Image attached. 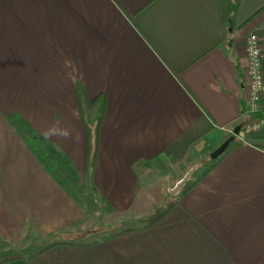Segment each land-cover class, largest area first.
Wrapping results in <instances>:
<instances>
[{"label":"crops","instance_id":"crops-1","mask_svg":"<svg viewBox=\"0 0 264 264\" xmlns=\"http://www.w3.org/2000/svg\"><path fill=\"white\" fill-rule=\"evenodd\" d=\"M252 33L264 0H0V241L64 242L2 264H264V129L169 192L250 118Z\"/></svg>","mask_w":264,"mask_h":264},{"label":"trees","instance_id":"trees-1","mask_svg":"<svg viewBox=\"0 0 264 264\" xmlns=\"http://www.w3.org/2000/svg\"><path fill=\"white\" fill-rule=\"evenodd\" d=\"M76 96H77V102H78V107H79V111H80V116L83 120L85 129H86V133H87V151H86L87 154L86 155H87V167L89 170L93 164V160H94V158L97 154V151L99 149V133H100V129H101L102 123L104 121V118L106 116L108 99H107V95L104 92L99 93L94 97H91L88 94L87 90L83 86H78L76 88ZM91 110H96L97 115H96L95 120H92L89 117V111H91ZM234 145H235V141L231 143V145L228 147V149L225 151V153L230 148H232ZM262 146L264 147V145H262ZM224 154H222V155H224ZM222 155L216 159L211 158L210 165L206 169V171L204 173H202L196 181H193L189 185L187 183L186 184L187 186L185 185V187L182 190V193L187 192L191 187H193L196 184L197 181H199L207 172H209L218 163V161L220 160ZM169 208L166 209L164 211V213L167 210H169ZM60 243H64V242L50 243V244L44 246L39 251L31 253L26 258L32 259L35 256L43 253L44 251H46V250H48V249H50L56 245H59ZM22 258H23L22 256L6 258V259L0 261V264H2L4 262L16 260V259H22Z\"/></svg>","mask_w":264,"mask_h":264},{"label":"built area","instance_id":"built-area-1","mask_svg":"<svg viewBox=\"0 0 264 264\" xmlns=\"http://www.w3.org/2000/svg\"><path fill=\"white\" fill-rule=\"evenodd\" d=\"M246 54L248 84L243 114L250 118L241 124L237 135L241 141L246 140L251 133L264 129V109L259 103L261 95L264 94V47L255 33L250 34L246 40Z\"/></svg>","mask_w":264,"mask_h":264},{"label":"rangeland","instance_id":"rangeland-1","mask_svg":"<svg viewBox=\"0 0 264 264\" xmlns=\"http://www.w3.org/2000/svg\"><path fill=\"white\" fill-rule=\"evenodd\" d=\"M96 115H97L96 110L89 111V117L91 119L92 118L95 119ZM211 154L212 152L208 154V156L205 155L202 159L198 160L199 164L198 166L195 167V170L191 176L189 183L197 179L198 176L206 169L208 162L211 161ZM87 171H88L86 174L87 177L85 178V180L89 177L88 173L90 169ZM69 175H70L69 179H71L70 181H72V179L76 181L77 178L76 174L70 173ZM168 198L173 199L174 197L170 195ZM158 213L160 214L161 210H159ZM101 224L102 226L104 225L103 222ZM115 227L116 225H113V228ZM97 229L98 228H96L95 230H91L90 232H87L81 236H72L70 239L72 240H76V239L82 240L84 238L90 239L97 234L98 231ZM109 231L112 232L113 230H109ZM46 242H47L46 240H41V237H39L38 235H34V234L32 235L31 231L29 230L28 232H25L24 236L20 241H14V242L0 241V261L6 258L16 257V256H22L23 258H26L31 253L37 252L40 249H42Z\"/></svg>","mask_w":264,"mask_h":264},{"label":"water","instance_id":"water-1","mask_svg":"<svg viewBox=\"0 0 264 264\" xmlns=\"http://www.w3.org/2000/svg\"><path fill=\"white\" fill-rule=\"evenodd\" d=\"M230 30H232V24H231ZM240 129H241V125H238L234 129V134L232 136H230L229 138H227L217 149H215L212 152V154H211L212 159H216L225 153V151L228 149V147L231 145V143L235 141L236 135L239 134ZM192 173H193V170L189 171L180 181H178L176 183V185L173 188H171L169 190V192L174 196L179 195L181 193L183 187L189 181Z\"/></svg>","mask_w":264,"mask_h":264},{"label":"clouds","instance_id":"clouds-1","mask_svg":"<svg viewBox=\"0 0 264 264\" xmlns=\"http://www.w3.org/2000/svg\"><path fill=\"white\" fill-rule=\"evenodd\" d=\"M60 135H61L63 138L67 139V138L70 137V135H71V131H70L69 129H67V128L62 129V130L60 131Z\"/></svg>","mask_w":264,"mask_h":264}]
</instances>
